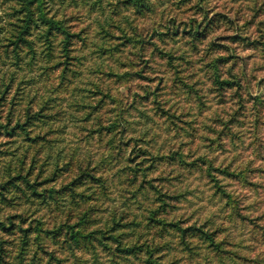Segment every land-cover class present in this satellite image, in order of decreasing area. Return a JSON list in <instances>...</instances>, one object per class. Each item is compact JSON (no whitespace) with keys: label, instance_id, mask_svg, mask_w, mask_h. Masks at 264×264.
Segmentation results:
<instances>
[{"label":"rangeland","instance_id":"374dc122","mask_svg":"<svg viewBox=\"0 0 264 264\" xmlns=\"http://www.w3.org/2000/svg\"><path fill=\"white\" fill-rule=\"evenodd\" d=\"M0 264H264V0H0Z\"/></svg>","mask_w":264,"mask_h":264},{"label":"trees","instance_id":"16d2710c","mask_svg":"<svg viewBox=\"0 0 264 264\" xmlns=\"http://www.w3.org/2000/svg\"><path fill=\"white\" fill-rule=\"evenodd\" d=\"M6 229H7V227H6ZM77 234H78V233H74L72 236H73V237H77ZM207 238H208L209 240H211V241H215V239H214L212 233H208V232H207Z\"/></svg>","mask_w":264,"mask_h":264}]
</instances>
